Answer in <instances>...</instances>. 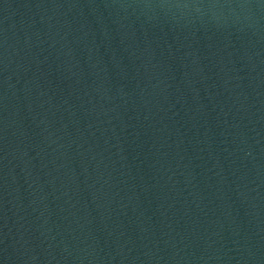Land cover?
I'll list each match as a JSON object with an SVG mask.
<instances>
[{
	"label": "water",
	"instance_id": "95a60500",
	"mask_svg": "<svg viewBox=\"0 0 264 264\" xmlns=\"http://www.w3.org/2000/svg\"><path fill=\"white\" fill-rule=\"evenodd\" d=\"M0 264H264V0H0Z\"/></svg>",
	"mask_w": 264,
	"mask_h": 264
}]
</instances>
